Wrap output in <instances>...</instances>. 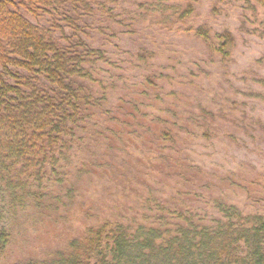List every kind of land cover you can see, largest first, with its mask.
<instances>
[{
	"label": "rangeland",
	"instance_id": "rangeland-1",
	"mask_svg": "<svg viewBox=\"0 0 264 264\" xmlns=\"http://www.w3.org/2000/svg\"><path fill=\"white\" fill-rule=\"evenodd\" d=\"M111 8L114 30L96 31L123 52L109 88L117 134L100 153L110 170L51 186L41 204L16 200L0 264H57L72 242L107 223L108 248L124 231L149 245L143 257L195 242L207 258V230L219 222L236 229L242 219L253 230L264 218V8L245 0H118ZM189 27L229 32L230 58ZM164 132L174 146L162 142ZM162 207L179 217L176 226L156 223ZM167 228L164 243L156 234Z\"/></svg>",
	"mask_w": 264,
	"mask_h": 264
},
{
	"label": "trees",
	"instance_id": "trees-1",
	"mask_svg": "<svg viewBox=\"0 0 264 264\" xmlns=\"http://www.w3.org/2000/svg\"><path fill=\"white\" fill-rule=\"evenodd\" d=\"M245 1L264 8V0ZM113 3L118 0H0V257L10 243L16 200L41 204L51 197V186L110 170L100 162V153L117 134L110 128L109 88L112 92L123 52L119 45L111 51L112 43L96 31L114 30ZM184 31L202 38L224 60L230 58L235 41L229 32ZM162 136L163 143L174 146L170 133ZM168 211L162 207L156 223L168 220L176 226L179 217ZM193 220L184 217L197 230ZM254 220L253 230L243 229L242 219L236 229L225 230L228 224L219 222L216 230L205 231L214 242L207 258L199 254V243L188 241V250L183 246L172 254L143 257L149 245H137L124 231L112 235L115 249L108 248L107 223L72 242L57 264H264V218ZM170 234L167 228L156 236L167 243ZM135 235L139 238L141 231Z\"/></svg>",
	"mask_w": 264,
	"mask_h": 264
}]
</instances>
